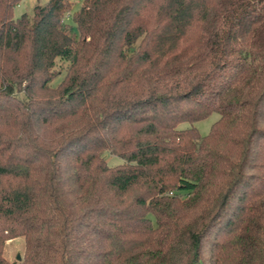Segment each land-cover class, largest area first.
I'll return each instance as SVG.
<instances>
[{"label":"trees","instance_id":"trees-1","mask_svg":"<svg viewBox=\"0 0 264 264\" xmlns=\"http://www.w3.org/2000/svg\"><path fill=\"white\" fill-rule=\"evenodd\" d=\"M17 2L0 264H264V0ZM212 111L205 134L178 125Z\"/></svg>","mask_w":264,"mask_h":264},{"label":"rangeland","instance_id":"rangeland-1","mask_svg":"<svg viewBox=\"0 0 264 264\" xmlns=\"http://www.w3.org/2000/svg\"><path fill=\"white\" fill-rule=\"evenodd\" d=\"M46 1L47 0H18V2L14 4L12 7V17H17L22 12H26L28 13V15H30L32 12V8L35 4H43ZM71 1H72L71 10H75L80 4V0H71ZM65 15H67V13ZM62 71L63 69L59 71L58 76L53 80L52 84H54L59 79ZM14 94H16L20 98L24 97L20 87H16L14 89ZM217 115L218 114L216 112L212 111L201 119L195 120L191 123L183 121L180 122L178 125L180 127L193 125L199 134H205L209 130L212 121L216 119ZM104 157L108 164H114L121 161L117 155L111 153H105ZM22 249H23V239L21 236L8 239L4 244V255L9 260H13L14 257L16 259V254L18 255L21 254Z\"/></svg>","mask_w":264,"mask_h":264},{"label":"water","instance_id":"water-1","mask_svg":"<svg viewBox=\"0 0 264 264\" xmlns=\"http://www.w3.org/2000/svg\"><path fill=\"white\" fill-rule=\"evenodd\" d=\"M19 257V255L18 254H16V258H18Z\"/></svg>","mask_w":264,"mask_h":264}]
</instances>
